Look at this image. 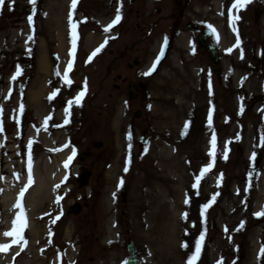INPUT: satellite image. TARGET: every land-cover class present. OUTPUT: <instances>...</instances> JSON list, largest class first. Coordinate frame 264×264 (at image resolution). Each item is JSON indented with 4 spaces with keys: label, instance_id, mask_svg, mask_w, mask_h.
Masks as SVG:
<instances>
[{
    "label": "rangeland",
    "instance_id": "rangeland-1",
    "mask_svg": "<svg viewBox=\"0 0 264 264\" xmlns=\"http://www.w3.org/2000/svg\"><path fill=\"white\" fill-rule=\"evenodd\" d=\"M234 3L77 0L73 9V0H5L0 201L29 180V154L40 178L44 162L63 149L69 156L44 205L27 199V244L0 264H123L128 240L139 264H189L198 245L196 264H264V0ZM201 30L211 31L219 65L198 46ZM11 203L0 206V245L11 240L9 214L19 213Z\"/></svg>",
    "mask_w": 264,
    "mask_h": 264
},
{
    "label": "snow or ice",
    "instance_id": "snow-or-ice-1",
    "mask_svg": "<svg viewBox=\"0 0 264 264\" xmlns=\"http://www.w3.org/2000/svg\"><path fill=\"white\" fill-rule=\"evenodd\" d=\"M4 2L5 0H0V9L3 8V5H4ZM14 2V0H13ZM251 0H235V3L233 5L234 8H244L248 3H250ZM32 3H35V0H32ZM76 3H77V0H73V4H72V8L75 9L76 7ZM31 19V18H30ZM236 19H238V17H233V21H235ZM121 20V16L118 14L113 22L112 25H110L108 28L105 29V31H110L111 27L115 26V24H118ZM76 25L73 24V49H75V39H76ZM213 32H215V30L213 29ZM217 39H219V36L217 34ZM101 49H97L96 52L93 53V56L96 55ZM73 55H74V52H73ZM159 61H157L158 63ZM72 63L70 62L67 66V72H70L72 70ZM155 71V65H153V68L148 72V73H145V75H151L152 72ZM20 73L18 72V75ZM64 80L66 82V84H71V80L70 78L65 75L64 77ZM86 85H85V88H84V91H81L80 94L75 97L73 100L69 101L68 102V107H67V110H66V115L67 116H70V110L72 108L73 105H77L79 106L81 104V101H82V98L83 96L85 95L86 93ZM56 93H54L53 95H55ZM23 111V108H21V112ZM0 112H2V110H0ZM48 119H51V117L49 118H46L45 120V127H47V123H48ZM67 122V120H66ZM0 131H2V127H0ZM31 147V145H29V148ZM211 151L209 153L210 157L213 158V162H214V157H215V149H216V139L215 137L212 138L211 140ZM75 156V152H73V157ZM224 158L226 159L227 156L225 154ZM71 159L72 157L69 158V161L66 162L65 164V167L68 166L69 163H71ZM210 171V168L206 167L203 169L200 177L197 178V181H196V185L198 186L199 185V180L200 178L203 177V175L207 172ZM28 172H29V187L32 185L33 181H32V173H31V156L29 154V169H28ZM122 183V182H121ZM59 187V186H57ZM27 191V188L24 189L21 193H20V200L19 202L17 203V205L15 206L16 208L19 209V213L18 215L15 217L14 221H13V228L11 231H8V232H5L4 235L6 237H9L12 239V244H7V245H0V252H6L8 251L13 245H26L27 244V240L25 239L24 237V232L27 228V214H26V210L24 209V206H23V197H24V194L25 192ZM59 202V200L57 201ZM257 215H264V212H261V213H257ZM57 219H59V217H57ZM55 222V221H54ZM203 242V237H201V244ZM200 252H201V246L198 245L197 248H196V252H195V255L191 258V260L189 261V264H196V261L200 255ZM264 254V253H262ZM222 264V262H221Z\"/></svg>",
    "mask_w": 264,
    "mask_h": 264
},
{
    "label": "bare ground",
    "instance_id": "bare-ground-1",
    "mask_svg": "<svg viewBox=\"0 0 264 264\" xmlns=\"http://www.w3.org/2000/svg\"><path fill=\"white\" fill-rule=\"evenodd\" d=\"M149 6V5H148ZM41 70L43 71V72H46V70H47V65H45V64H42L41 65ZM48 72V71H47ZM40 93H42V92H37V94H34V95H32L34 98V101L35 102H37V101H39L40 99H39V97L41 96V94ZM41 101V100H40ZM121 117V116H120ZM174 118V120L176 119V117L174 116L173 117ZM52 143V142H51ZM52 147V146H51ZM48 149H50L49 147H48ZM51 150V149H50ZM64 151L62 152V153H59L58 155H54V157L51 159V161L49 162V163H43V166H44V168H45V174H44V176H42L41 178L39 177V176H37V172L36 171H34V174L32 175V181H33V183H32V185L29 187V180H25L24 182H22V185L23 186H21L22 187V189H20L19 191H18V189H17V191H18V193L16 194V192H15V194L17 195V197H16V195L14 196V197H9L8 195H5L3 198H1V201H0V206L1 207H3V204L5 205V206H8L9 205V207H10V204H12L11 203V201L12 202H14L15 203V206L17 205V203L19 202V200H20V193L24 190V189H26L27 188V191L25 192V194H24V197H23V205H24V209L26 208L27 209V211H28V215L30 216V220H31V216H32V212H31V209H30V206H29V201L27 200L28 198L30 199V201H31V206L32 207H35V206H38V205H40V206H43L44 205V203H45V200L47 201L48 199H49V197L51 196V193H52V190H53V186L57 183V182H59L60 183V185H62L63 183H61V176H59L60 174V170H61V168H60V162H62V161H65L67 158H68V156H69V153H68V151H66V149H63ZM25 198H26V200H25ZM107 200H109L108 198H107ZM110 202V201H109ZM13 203V204H14ZM262 204H264V196H262V195H260V197H259V199H258V202H257V206L258 205H262ZM26 206V207H25ZM109 206V204L107 205V207ZM13 207V206H12ZM36 208V207H35ZM12 210H13V208H11ZM10 209V210H11ZM108 209V208H107ZM9 210V209H8ZM3 211V210H2ZM7 211V210H6ZM26 211V212H27ZM12 213H14V211H11ZM10 212V213H11ZM27 214V213H26ZM29 216H27V219L29 218ZM8 217V216H7ZM15 218L16 217V214H12V215H10L9 214V218ZM32 226V225H31ZM31 226L30 227H28V228H31ZM7 229H11V228H9V227H7ZM110 234H112L111 232H110ZM12 240V239H11ZM11 240H10V243H5V244H3V245H7V244H12L11 243ZM17 245H13L10 249H9V251H10V253H8V254H6L7 252H5V253H3V252H0V254H2V255H0V257H4V256H6V255H9L10 257H9V259H11V260H9L10 261V263H11V261L12 260H14L13 259V253H14V256H18L20 253H21V251H17L16 249L14 250L13 248H15ZM13 249V250H12ZM1 261V260H0Z\"/></svg>",
    "mask_w": 264,
    "mask_h": 264
},
{
    "label": "water",
    "instance_id": "water-1",
    "mask_svg": "<svg viewBox=\"0 0 264 264\" xmlns=\"http://www.w3.org/2000/svg\"><path fill=\"white\" fill-rule=\"evenodd\" d=\"M194 24L192 21L188 22L187 28L192 27ZM208 35L209 33H207L206 31H204V34L202 36L199 37L198 39V46L203 47L205 49V53L208 54V62L211 65H219V61H220V57L218 56L219 54H217L216 52V48H215V43L211 42L208 44H206V41L208 40ZM133 96H135L134 94H132V92L129 93V98H132ZM136 117L139 116V111L135 112ZM141 143L144 142L146 139V134H144L142 136L141 139ZM101 143L96 144V147H100ZM260 158V154H256V156L254 157V161H258ZM91 173L90 172H82L79 176H78V181L81 184L80 186H84L88 183V179L90 177ZM128 187L126 185L123 186L122 188V193H121V197H122V201H124L126 199V192H127ZM86 204V203H84ZM80 210V205H78L77 203H74L73 206L70 208L71 213H78ZM135 243H133L131 240H128L126 243V251H127V259L124 262V264H139L138 262V257H137V253H136V249L134 246Z\"/></svg>",
    "mask_w": 264,
    "mask_h": 264
},
{
    "label": "flooded vegetation",
    "instance_id": "flooded-vegetation-1",
    "mask_svg": "<svg viewBox=\"0 0 264 264\" xmlns=\"http://www.w3.org/2000/svg\"><path fill=\"white\" fill-rule=\"evenodd\" d=\"M194 31L198 33V29L195 28V27H194ZM201 31H203V30H201ZM201 33H202V32H201ZM201 33H200V34H201ZM200 34H199V36H200ZM199 36H197V38H198ZM210 37H211V35H210ZM197 38H196V39H197ZM210 40H211V39H210ZM208 43H209V42H208Z\"/></svg>",
    "mask_w": 264,
    "mask_h": 264
}]
</instances>
